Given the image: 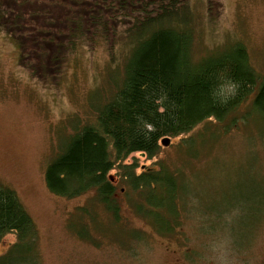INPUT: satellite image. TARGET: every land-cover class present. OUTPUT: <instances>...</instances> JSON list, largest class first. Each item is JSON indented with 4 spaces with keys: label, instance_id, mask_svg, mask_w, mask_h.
Listing matches in <instances>:
<instances>
[{
    "label": "rangeland",
    "instance_id": "374dc122",
    "mask_svg": "<svg viewBox=\"0 0 264 264\" xmlns=\"http://www.w3.org/2000/svg\"><path fill=\"white\" fill-rule=\"evenodd\" d=\"M210 2L193 1L195 58L237 40L263 73L264 0ZM20 57L0 26V183L16 192L35 224V264H264V118L249 112L250 103L228 132L210 120L171 138L151 160L143 152L126 160L138 164L137 174L166 166L180 176L187 204L173 234L163 236L137 210L140 197L126 194L130 188L117 170L108 175L120 205L117 222L95 193L69 199L46 186V170L69 137L113 96L110 80L121 81L124 54L112 63L105 46L93 53L82 49L67 60L61 77L47 82L31 77ZM191 138L196 141L189 150ZM16 241L15 233L6 236L0 257Z\"/></svg>",
    "mask_w": 264,
    "mask_h": 264
},
{
    "label": "trees",
    "instance_id": "16d2710c",
    "mask_svg": "<svg viewBox=\"0 0 264 264\" xmlns=\"http://www.w3.org/2000/svg\"><path fill=\"white\" fill-rule=\"evenodd\" d=\"M193 1L0 0V26L18 45L20 65L34 79H58L67 60L82 49L93 53L105 46L112 63L124 54L121 81L110 80L113 96L91 123L75 129L47 168L46 186L53 195L75 199L95 193L117 222L120 205L108 176L117 170L130 188L126 194L139 195L137 210L160 235L173 234L188 197L180 176L166 166L137 174L138 164L126 160L142 152L151 160L162 150L163 138L185 136L210 120L228 132L248 103L249 112L264 118V72L252 67L246 45L236 40L195 58ZM249 112L240 117L247 120ZM195 141L185 147L194 149ZM13 233L16 244L0 264H35V224L16 192L0 183V245Z\"/></svg>",
    "mask_w": 264,
    "mask_h": 264
},
{
    "label": "water",
    "instance_id": "95a60500",
    "mask_svg": "<svg viewBox=\"0 0 264 264\" xmlns=\"http://www.w3.org/2000/svg\"><path fill=\"white\" fill-rule=\"evenodd\" d=\"M170 142H171V138H169V137H165V138H163V140L161 141V146L163 147H167V146H169L170 145Z\"/></svg>",
    "mask_w": 264,
    "mask_h": 264
},
{
    "label": "flooded vegetation",
    "instance_id": "af4514ba",
    "mask_svg": "<svg viewBox=\"0 0 264 264\" xmlns=\"http://www.w3.org/2000/svg\"><path fill=\"white\" fill-rule=\"evenodd\" d=\"M189 254H191V252Z\"/></svg>",
    "mask_w": 264,
    "mask_h": 264
}]
</instances>
